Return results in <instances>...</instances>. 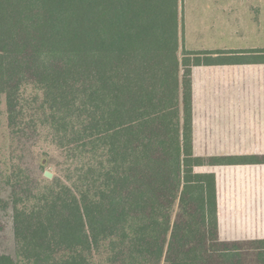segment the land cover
I'll list each match as a JSON object with an SVG mask.
<instances>
[{
	"label": "trees",
	"instance_id": "obj_1",
	"mask_svg": "<svg viewBox=\"0 0 264 264\" xmlns=\"http://www.w3.org/2000/svg\"><path fill=\"white\" fill-rule=\"evenodd\" d=\"M179 6L0 0V103L13 132L45 130L64 172L38 188L21 169L5 176L17 249L0 264L264 260V239H221L214 170L264 154H199L193 93L195 66L215 54L261 63L264 48L180 56Z\"/></svg>",
	"mask_w": 264,
	"mask_h": 264
},
{
	"label": "crops",
	"instance_id": "obj_2",
	"mask_svg": "<svg viewBox=\"0 0 264 264\" xmlns=\"http://www.w3.org/2000/svg\"><path fill=\"white\" fill-rule=\"evenodd\" d=\"M186 2L193 12H209L215 8L210 19L193 23L191 33L187 31L188 24H184ZM182 15L183 43L189 39L196 45L188 49L184 46L190 51H240L214 45L223 37H234L241 43L254 38L257 44L264 38V0H182ZM261 48L264 46L241 51ZM230 56L235 54H215L213 58L220 60L193 69L196 150H200L198 139H204L203 155L264 154V147L257 145L226 148L220 142L245 138L264 140V62L236 63L228 60ZM245 125H250L249 133ZM214 170L218 175L221 239H264V165L215 167Z\"/></svg>",
	"mask_w": 264,
	"mask_h": 264
},
{
	"label": "rangeland",
	"instance_id": "obj_3",
	"mask_svg": "<svg viewBox=\"0 0 264 264\" xmlns=\"http://www.w3.org/2000/svg\"><path fill=\"white\" fill-rule=\"evenodd\" d=\"M204 4H201L200 7H203ZM186 6V7H185ZM206 6V5H205ZM185 8V26L188 24V32L191 33L193 28V23L199 21L202 22L203 19H210L215 8L211 11L203 13L193 12L190 5L186 2L184 4ZM207 9V8H205ZM180 14V35H181V48L180 56L184 52V46L188 49L189 47L196 46L192 45L188 39V43H183L184 36V27H183V15H182V0H180L179 6ZM224 16V13L223 15ZM249 42L241 43L237 38L223 37L219 39V44H215L217 48L229 49V50H242L250 49L255 46H264V38L261 42H256L254 38H249ZM235 48V49H234ZM239 48V49H238ZM254 57L245 56V57H236L230 59L236 63H244V60H252ZM249 63V62H247ZM6 100L5 97H2L0 103V251L4 253H10L11 255L16 254L17 244L14 234V205L11 199L12 187L7 184L5 176L10 174L14 170L21 169L23 170V179L25 180L28 176L30 183H33V187L38 188L40 182L45 178L52 179L55 175L63 174L61 167L58 163L62 161L60 152L56 147L51 145L47 140H45L47 134L45 130L40 128L22 130L13 132L8 124V115L6 112ZM247 128L246 132H250V125H245ZM231 135V134H229ZM221 143H224L226 148L228 147H242L250 146L251 144L258 147H264V140H256L253 138L245 139H230V140H221ZM204 139H198L197 147L200 148L198 153L203 154ZM44 162H42V160ZM50 171L52 177H47L45 172ZM61 171V172H60ZM24 181L18 179V176L15 178V181L19 183ZM29 183V186H30ZM26 186V185H25ZM27 187V186H26ZM255 254V255H254ZM257 260L256 251H242L241 255L234 257L235 264H264V260ZM206 264H232L229 260H224V258L217 256L213 259H210Z\"/></svg>",
	"mask_w": 264,
	"mask_h": 264
},
{
	"label": "water",
	"instance_id": "obj_4",
	"mask_svg": "<svg viewBox=\"0 0 264 264\" xmlns=\"http://www.w3.org/2000/svg\"><path fill=\"white\" fill-rule=\"evenodd\" d=\"M45 174L47 177H52V173L50 171H46Z\"/></svg>",
	"mask_w": 264,
	"mask_h": 264
}]
</instances>
